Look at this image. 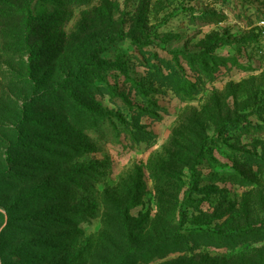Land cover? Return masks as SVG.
<instances>
[{
    "label": "rangeland",
    "instance_id": "1",
    "mask_svg": "<svg viewBox=\"0 0 264 264\" xmlns=\"http://www.w3.org/2000/svg\"><path fill=\"white\" fill-rule=\"evenodd\" d=\"M0 264H264V0H0Z\"/></svg>",
    "mask_w": 264,
    "mask_h": 264
}]
</instances>
